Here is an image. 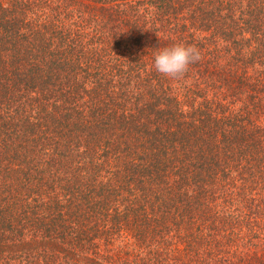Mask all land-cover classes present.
I'll list each match as a JSON object with an SVG mask.
<instances>
[{"label":"trees","instance_id":"obj_1","mask_svg":"<svg viewBox=\"0 0 264 264\" xmlns=\"http://www.w3.org/2000/svg\"><path fill=\"white\" fill-rule=\"evenodd\" d=\"M0 264H264V0H0Z\"/></svg>","mask_w":264,"mask_h":264},{"label":"clouds","instance_id":"obj_2","mask_svg":"<svg viewBox=\"0 0 264 264\" xmlns=\"http://www.w3.org/2000/svg\"><path fill=\"white\" fill-rule=\"evenodd\" d=\"M201 59V52L196 46L175 44L156 52L153 67L163 77L179 81L184 79L191 65Z\"/></svg>","mask_w":264,"mask_h":264}]
</instances>
